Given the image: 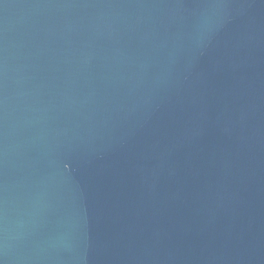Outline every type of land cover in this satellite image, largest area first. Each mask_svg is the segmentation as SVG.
I'll return each mask as SVG.
<instances>
[{"label": "water", "instance_id": "water-1", "mask_svg": "<svg viewBox=\"0 0 264 264\" xmlns=\"http://www.w3.org/2000/svg\"><path fill=\"white\" fill-rule=\"evenodd\" d=\"M0 264H264V0H0Z\"/></svg>", "mask_w": 264, "mask_h": 264}]
</instances>
